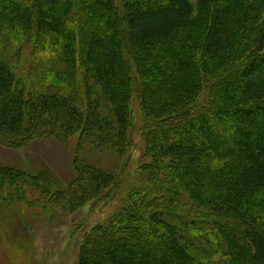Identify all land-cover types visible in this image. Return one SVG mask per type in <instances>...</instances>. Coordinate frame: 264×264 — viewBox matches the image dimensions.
Wrapping results in <instances>:
<instances>
[{"label":"trees","instance_id":"obj_1","mask_svg":"<svg viewBox=\"0 0 264 264\" xmlns=\"http://www.w3.org/2000/svg\"><path fill=\"white\" fill-rule=\"evenodd\" d=\"M133 99L149 163L77 264H264V0H0V145L124 158ZM72 165L64 187L0 166V213L27 187L113 199L117 171Z\"/></svg>","mask_w":264,"mask_h":264},{"label":"rangeland","instance_id":"obj_2","mask_svg":"<svg viewBox=\"0 0 264 264\" xmlns=\"http://www.w3.org/2000/svg\"><path fill=\"white\" fill-rule=\"evenodd\" d=\"M32 81L36 83L37 79ZM131 111L128 129L130 145L124 158L95 146H85L77 151L76 137L68 141L55 136L36 138L19 148L0 145V166L18 168L30 175L44 171L61 187L74 179L72 162L76 155L84 157L87 163L97 168L117 171L121 180L113 199L103 194L101 198L88 199L75 209L45 197L41 188L27 187L23 190L26 204L22 203V199L18 200L0 213V264H77L86 233L119 206H124L121 204L125 201L119 197L123 195L121 189L126 190L127 184L138 174L139 167L149 163L144 158L142 129L145 121L136 99L132 100ZM124 163L126 167L122 169ZM147 182H150L149 179L144 177V185ZM18 183L13 190L17 194ZM128 191L131 198L135 197L131 190L126 193Z\"/></svg>","mask_w":264,"mask_h":264}]
</instances>
